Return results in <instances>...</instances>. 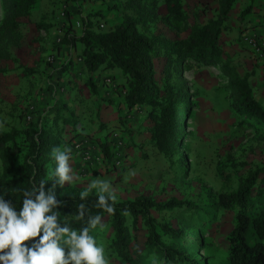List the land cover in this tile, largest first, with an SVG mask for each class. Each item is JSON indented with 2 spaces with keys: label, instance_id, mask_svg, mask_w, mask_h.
Segmentation results:
<instances>
[{
  "label": "rangeland",
  "instance_id": "1",
  "mask_svg": "<svg viewBox=\"0 0 264 264\" xmlns=\"http://www.w3.org/2000/svg\"><path fill=\"white\" fill-rule=\"evenodd\" d=\"M178 1L185 16L182 20L170 15L167 0H48V7L38 0L29 15L19 18L12 43L5 49L7 38L0 43L6 54L0 57L2 131L22 129L36 121L54 125L52 119L56 118V126L51 127L62 143L60 149H71L75 175L71 183L64 184L68 190L109 194L101 192L99 185L91 187L94 181H107L116 201L147 195L158 202L177 198L215 205L220 193L234 190L248 171L264 166V125L238 113L222 65L185 63L181 89L189 94L192 106L180 130L179 152L189 165L178 173L175 162L167 159L151 138L150 107L127 108L122 71L117 68L118 74L104 75L108 69L101 66L91 73L93 91L81 47L61 41L67 27L81 32L84 20L98 31H108L127 16L138 15L145 20L139 25L142 30L166 39L184 38L193 25L206 24L220 9V0ZM2 19L0 4V23ZM258 47L254 51L260 52ZM226 54L223 51L224 62L238 72L229 52L228 58ZM153 67L157 77L163 78L165 61L156 59ZM185 102L186 98L182 99L180 116L185 115ZM103 144H108L110 158L102 151ZM151 215L174 228L182 225L177 209L152 210ZM232 215L217 211L215 221L203 232L206 249H185L186 254L198 260L197 264H227L224 237L233 225ZM127 224L133 242L143 248L146 225L139 220L134 226L131 218ZM187 224L184 242L197 241L198 229L192 227L195 223ZM95 237L104 246L109 264H126L112 248L113 228L108 217L96 229Z\"/></svg>",
  "mask_w": 264,
  "mask_h": 264
},
{
  "label": "trees",
  "instance_id": "2",
  "mask_svg": "<svg viewBox=\"0 0 264 264\" xmlns=\"http://www.w3.org/2000/svg\"><path fill=\"white\" fill-rule=\"evenodd\" d=\"M236 0H220V9L214 19L206 24H195L188 36L166 39L142 30L145 20L138 16H127L114 29L98 31L84 20V28L76 33L74 26L66 28L62 43L72 47H81L80 56L84 68L90 74L89 84L96 90L91 73L101 66L105 69L118 68L126 79L125 104L129 110L135 106H149L151 138L164 156L175 162L178 173L187 169L188 163L179 152L181 145L180 130L184 129L183 120L190 115L192 102L189 94H183L182 75L186 61L200 65H222L226 70L229 89L238 113L250 117L264 125V107L255 97L247 75L239 74L223 60L220 35L227 28L228 15ZM38 0H1L3 19L0 23V43L5 49L12 43L18 20L29 15L37 6ZM170 15L177 19L185 18L178 0H167ZM251 9L247 6L240 12V18L246 17ZM0 49V57L5 50ZM165 61L167 71L158 78L153 61ZM186 98L184 114L180 116L182 99ZM54 125L48 122H32L22 129L0 130V191L7 193L20 206L23 190L38 186L41 180L50 188L58 179L51 169L56 167L53 149L61 148L59 136ZM52 126V127H51ZM179 129V130H178ZM102 151L110 158L108 144L102 145ZM264 166L248 171L237 187L217 196L215 205L199 204L192 201L171 198L158 202L147 195H139L132 200L112 201L114 213H107L98 206V196L109 194L87 192L81 199L83 190H68L65 185L56 186L57 198L64 203L56 209L61 224L81 229L88 226L90 217L100 216L101 222L108 217L113 228L112 248L126 264H197L193 256L185 249L205 250L207 241L203 232L216 219L217 211L232 212L233 225L224 237L227 243V264H264ZM85 205L83 219H77L79 205ZM179 210L182 225L177 228L158 222L152 210ZM131 218L136 226L139 220L146 225L147 236L143 248L133 242L127 220ZM187 221H193L198 229L197 241L185 243L188 237ZM90 230L95 237L96 229ZM96 239V237H95ZM152 255L153 258H149ZM204 264L210 262L204 261Z\"/></svg>",
  "mask_w": 264,
  "mask_h": 264
},
{
  "label": "clouds",
  "instance_id": "3",
  "mask_svg": "<svg viewBox=\"0 0 264 264\" xmlns=\"http://www.w3.org/2000/svg\"><path fill=\"white\" fill-rule=\"evenodd\" d=\"M0 120V130L4 128ZM56 162L54 174L58 179L46 189V182L23 190L20 206L0 191V264H109L105 248L97 243L90 230L101 223L100 216L90 217L88 226L79 230L68 224H61L56 209L64 202L57 198L56 186L71 183L75 173L70 164L71 149H53ZM99 185L98 206L107 213L115 209L109 200L115 201L107 181H94L91 187ZM88 195L81 193V199ZM8 197V196H7ZM77 219H83L85 205H79Z\"/></svg>",
  "mask_w": 264,
  "mask_h": 264
},
{
  "label": "crops",
  "instance_id": "4",
  "mask_svg": "<svg viewBox=\"0 0 264 264\" xmlns=\"http://www.w3.org/2000/svg\"><path fill=\"white\" fill-rule=\"evenodd\" d=\"M47 1L42 0V4L47 3L48 7ZM250 5V14L241 19L240 12ZM44 10L48 11L47 8ZM225 25L227 28L222 31L220 39L222 50L227 53V58L229 52V59L240 74L249 76L253 93L264 107V0H236ZM255 47L260 48V52L259 49L254 51ZM116 69H108L103 74H118Z\"/></svg>",
  "mask_w": 264,
  "mask_h": 264
},
{
  "label": "built area",
  "instance_id": "5",
  "mask_svg": "<svg viewBox=\"0 0 264 264\" xmlns=\"http://www.w3.org/2000/svg\"><path fill=\"white\" fill-rule=\"evenodd\" d=\"M78 147V146H77Z\"/></svg>",
  "mask_w": 264,
  "mask_h": 264
}]
</instances>
